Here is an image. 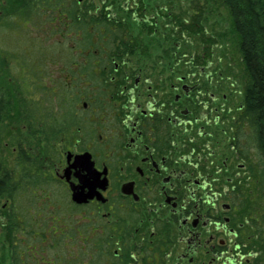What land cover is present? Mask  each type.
I'll return each instance as SVG.
<instances>
[{"label":"trees","instance_id":"1","mask_svg":"<svg viewBox=\"0 0 264 264\" xmlns=\"http://www.w3.org/2000/svg\"><path fill=\"white\" fill-rule=\"evenodd\" d=\"M144 2L134 0L128 12L115 0H0V77L7 73L16 84L0 87V125L16 116L25 129L13 139L19 146L12 165L0 156V204L11 199L5 229L11 264L90 263L80 239L35 236L40 226L46 232L51 205H43V216L35 214L32 187L49 185L43 170L58 157L59 145L77 143L83 150L90 144L100 155L107 144L118 150L132 103L150 90L160 96L179 75L202 91L196 97L218 98L223 118L211 128L220 135L221 161L231 154L247 168L235 184V202L250 222L258 252L252 264H264V0H188L189 9L168 23L149 17ZM212 21L218 32L209 30ZM156 128L170 131L160 118ZM62 207L68 216L70 204ZM171 247L159 231L140 244L138 264H166L159 251ZM156 255L158 261H150ZM123 260L133 262L127 247Z\"/></svg>","mask_w":264,"mask_h":264},{"label":"flooded vegetation","instance_id":"2","mask_svg":"<svg viewBox=\"0 0 264 264\" xmlns=\"http://www.w3.org/2000/svg\"><path fill=\"white\" fill-rule=\"evenodd\" d=\"M178 77L180 81L170 83L160 96L154 89L132 103L122 119L118 150L107 144L100 155L94 154L90 144L79 150L75 143L65 146L63 153L58 146V157L48 160L43 170L49 185L32 187L39 204L35 214L43 216V205H51V210H45L51 222L46 232L41 226L35 229L36 237H65L67 243L82 240L88 264L100 255L104 264H116L109 256L122 264L127 247L133 259L130 264H138L140 244L161 231L172 242L171 248L159 251L166 264L253 263L258 252L252 247L250 222L242 216L234 192L236 182L248 175L247 168L231 154L221 161L225 154L219 150L220 135L211 128L223 118L220 107L214 105L218 98L196 97L202 91L188 82L189 76ZM158 118L170 126L169 133L158 131ZM100 141L104 142L102 136ZM18 146L13 148L14 155ZM87 153L97 171L94 178L76 165V157ZM8 173L11 192L12 171ZM32 176L29 180L34 182V172ZM104 182L106 187H100ZM93 186L97 188L92 199L75 201V194H89ZM63 204L71 206L68 216H63ZM10 205L9 198L0 204L4 230ZM150 261L157 262V255Z\"/></svg>","mask_w":264,"mask_h":264},{"label":"rangeland","instance_id":"3","mask_svg":"<svg viewBox=\"0 0 264 264\" xmlns=\"http://www.w3.org/2000/svg\"><path fill=\"white\" fill-rule=\"evenodd\" d=\"M96 3L100 0H94ZM110 1V0H109ZM116 4L122 5L123 10L134 9V0H115ZM113 2V1H111ZM129 2V3H128ZM144 7L146 8V14L150 17L152 15H158V19L162 21L161 17H166V22L170 20L180 19L181 13L186 9H189L188 0H145ZM185 9V10H184ZM168 10V11H167ZM116 12V10H115ZM212 21L209 26V30L215 32L220 29L218 23ZM16 84L14 83L12 77L5 73L0 77V87L7 86L9 89H13ZM25 134L24 123L17 121L16 116L11 122H4L0 125V156L7 160L9 165H12L13 160V148L15 147L13 143L14 138H19ZM68 147V146H67ZM67 147L61 145V150L66 153ZM64 149V150H63ZM64 158V156H63ZM0 222V264H11V258L9 253L8 244L6 241L5 230L1 227ZM41 264H51L47 259H40Z\"/></svg>","mask_w":264,"mask_h":264},{"label":"water","instance_id":"4","mask_svg":"<svg viewBox=\"0 0 264 264\" xmlns=\"http://www.w3.org/2000/svg\"><path fill=\"white\" fill-rule=\"evenodd\" d=\"M91 155L90 154H84L81 156L76 157V165H79L80 167H82L84 169L85 172L88 173V175H91V178H94L95 174L97 173L94 163L91 160ZM107 183L104 182L103 184L100 185V187L104 188L106 187ZM96 186H93L92 188H90V193L84 195L83 193H77L74 195V199L75 201H77L78 203H82V202H86L89 199H92L95 196V190H96Z\"/></svg>","mask_w":264,"mask_h":264}]
</instances>
